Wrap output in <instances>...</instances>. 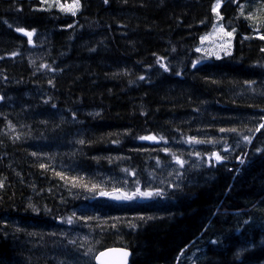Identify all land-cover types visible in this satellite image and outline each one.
<instances>
[{
  "label": "trees",
  "instance_id": "1",
  "mask_svg": "<svg viewBox=\"0 0 264 264\" xmlns=\"http://www.w3.org/2000/svg\"><path fill=\"white\" fill-rule=\"evenodd\" d=\"M261 36L264 0H0V264H264Z\"/></svg>",
  "mask_w": 264,
  "mask_h": 264
},
{
  "label": "rangeland",
  "instance_id": "2",
  "mask_svg": "<svg viewBox=\"0 0 264 264\" xmlns=\"http://www.w3.org/2000/svg\"><path fill=\"white\" fill-rule=\"evenodd\" d=\"M78 4V3H77ZM76 5V3H72V4H65V6L63 5V3H60V7L63 6L64 9H67L71 6ZM76 11V9H75ZM70 12V11H68ZM215 12L217 14V20H219L220 18V11L219 8L217 7L215 9ZM228 32L219 22H217L214 26L213 31L210 34H207L206 36H204L202 38V47H200V49H198V52L205 55L206 58H215V57H220V55L222 54H226L228 51L232 49V39H233V33L231 36H226L224 33ZM231 33V32H230ZM225 51H227L225 53ZM203 61V60H201ZM200 62V61H199ZM202 63V62H201ZM179 159H177L174 163L172 164L170 167H164V170H167V174L164 175V178H161L159 180V182H157V184H174L176 182V180L179 179L180 177V171L177 168H181L184 166V164H180L178 163ZM180 161V160H179ZM110 179V178H108ZM108 182H110V191L108 192H104L107 193L108 195H102L105 199L107 200H111L115 203H119V204H133L139 197H137V195L135 196V198L131 199V200H125V199H114L113 197L115 196H123V195H131L129 193H126V182L124 181V179L122 178H112L111 180H109ZM155 184V185H157ZM151 186H153V184H151ZM109 188V187H108ZM145 192H151L153 194L152 190H148ZM142 192V193H145ZM142 196V195H141ZM152 196V195H151ZM150 196V197H151ZM143 198H149V197H145L142 196ZM79 229H69V231L66 232V237L67 236H74V238H80L81 235H83L84 233H82L81 231H78ZM73 238V239H74Z\"/></svg>",
  "mask_w": 264,
  "mask_h": 264
},
{
  "label": "snow or ice",
  "instance_id": "3",
  "mask_svg": "<svg viewBox=\"0 0 264 264\" xmlns=\"http://www.w3.org/2000/svg\"><path fill=\"white\" fill-rule=\"evenodd\" d=\"M106 2H107V0H105V3H106ZM78 7H79L78 4H76V5H74V6H71V7L67 8V9H64L63 6H61V10L70 11V12L72 13V15H75V14H76L75 9L78 8ZM17 31L24 32V35L28 36V37H29V42H31V36H32V34H33L32 32H26L23 28H19V29H17ZM224 34H225L226 36H231V35H232V33H230V32H225ZM260 39H264V36H261ZM165 70H167V69H165ZM141 79H143V77H141ZM261 127H264V125H261ZM221 131H224V129H221ZM232 131H235V130L233 129ZM141 139L155 140L156 138H155V137H151V136H149V137H141ZM246 139H247V138H246ZM216 159H217V160H220L221 157L217 155V156H216ZM177 162L180 163L181 165L183 164V161H179V160H178ZM137 194L142 195V196H145V197H150V196L152 195L151 192L139 193V190H137L136 193H132L131 195L115 196V197H113V198H114V199H125V200H131V199L135 198V196H136ZM101 195H108V194L102 192ZM157 195H159L158 192H157ZM68 222L71 223V220H69ZM213 243H215V241H213ZM101 255H104V254L102 253ZM128 255H129V253H128L127 251H122V252H121V256H122V257H127Z\"/></svg>",
  "mask_w": 264,
  "mask_h": 264
},
{
  "label": "water",
  "instance_id": "4",
  "mask_svg": "<svg viewBox=\"0 0 264 264\" xmlns=\"http://www.w3.org/2000/svg\"><path fill=\"white\" fill-rule=\"evenodd\" d=\"M127 251L129 255L122 257L121 252ZM104 255H101V254ZM132 253L124 248H108L101 251L95 257V264H131Z\"/></svg>",
  "mask_w": 264,
  "mask_h": 264
}]
</instances>
